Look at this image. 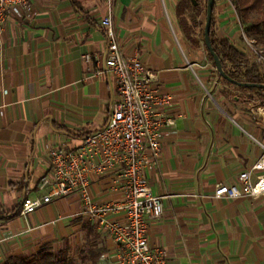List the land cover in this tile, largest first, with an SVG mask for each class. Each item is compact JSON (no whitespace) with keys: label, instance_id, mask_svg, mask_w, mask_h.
<instances>
[{"label":"crops","instance_id":"1","mask_svg":"<svg viewBox=\"0 0 264 264\" xmlns=\"http://www.w3.org/2000/svg\"><path fill=\"white\" fill-rule=\"evenodd\" d=\"M179 1L30 0L28 20L6 19L0 30V207L15 215L0 218V264L56 253L52 247L66 243L81 246L79 258L89 248L99 252L86 264H119L113 242L81 215L75 194L20 215L24 198L44 196L37 186L50 171L48 148H76L108 122L114 82L96 74L106 52L100 26L106 16L122 53L136 55L155 75L154 85L170 98L164 114L174 120L161 131L159 158L143 173L163 204L161 218L148 223V248L163 252L165 264H264V196L213 199L217 185L236 183L257 163L264 168V91L232 88L216 72L192 70L183 54ZM118 173L92 176L96 205L121 198Z\"/></svg>","mask_w":264,"mask_h":264},{"label":"built area","instance_id":"2","mask_svg":"<svg viewBox=\"0 0 264 264\" xmlns=\"http://www.w3.org/2000/svg\"><path fill=\"white\" fill-rule=\"evenodd\" d=\"M31 13L30 0H0V30L8 17L26 21ZM100 26L107 46L96 74H109L116 93L108 122L101 131L84 136L76 148H48L50 171L37 186L44 196L24 198L20 215H30L54 199L75 194L81 201V215L96 222L113 242L119 264H165V254L151 251L147 244L148 223L161 218L163 204L162 198L146 184L143 173L159 158L162 129L174 125V120L164 114L170 98L154 85L155 75L136 55L128 57L122 53L111 17L102 18ZM249 50L254 62H264L259 52L251 46ZM84 60L89 62L91 57L84 56ZM115 170L119 173L114 184L120 186L121 198L96 205L89 193L92 176ZM262 170V164L257 163L240 173L236 183L217 185L213 199L264 196V173H257ZM106 258L100 256L102 261Z\"/></svg>","mask_w":264,"mask_h":264},{"label":"trees","instance_id":"3","mask_svg":"<svg viewBox=\"0 0 264 264\" xmlns=\"http://www.w3.org/2000/svg\"><path fill=\"white\" fill-rule=\"evenodd\" d=\"M74 1L75 0H72V2ZM195 2L197 3L196 5H193L191 0H180L177 3L176 15L178 18L179 27L184 38L190 43L192 47H199L201 43L207 60L214 67L212 59L203 42V29L201 32V42L196 36L199 23L197 21V17L200 16L203 11L205 24L206 0H195ZM229 2L234 8L235 14L243 32H245L247 35L257 37L258 42L264 44V0H229ZM251 13H255L257 16L250 18ZM215 26L216 18L214 3L211 16L209 41L213 52L220 60L224 73L229 78L238 83L264 85V68H262L260 64L254 62L250 57L235 49L228 39L219 38L216 35ZM217 77L223 84L232 88L241 89L244 91H264L255 88H240L226 82L218 74ZM260 105L264 106V100H261ZM13 215H15V213H12L8 216V214H5L0 207V218H8L12 217ZM98 253L99 252L94 250V248H89L87 249V256H81L79 260L81 264H85L88 261L94 262L98 257ZM3 264H63V262L61 260L60 253L56 254L43 250L38 254L23 258L11 257Z\"/></svg>","mask_w":264,"mask_h":264},{"label":"rangeland","instance_id":"4","mask_svg":"<svg viewBox=\"0 0 264 264\" xmlns=\"http://www.w3.org/2000/svg\"><path fill=\"white\" fill-rule=\"evenodd\" d=\"M216 34L221 39H228L233 46H236L237 49L248 55L253 59L249 46L254 48L257 52L260 53L262 58H264V44L258 42L257 37L252 35H247L243 32L240 23L237 21L234 8L229 0H216ZM169 14V12H168ZM257 15L255 13L250 14V18H254ZM198 28L196 36L198 40L201 39V32L204 27V11L200 16L197 17ZM245 37V38H244ZM185 39V38H184ZM185 49L183 51L184 56L187 59V62L190 64L192 70L197 73H214L210 68V65H207L205 59V52L203 51L202 45L200 43L199 47H192L190 43L185 40ZM249 45V46H248ZM262 68H264V62L261 63ZM79 245L66 243L62 246L52 247L51 249L61 254V260L63 264H81L79 257L77 256ZM83 246L82 248H84ZM86 264V263H85Z\"/></svg>","mask_w":264,"mask_h":264},{"label":"water","instance_id":"5","mask_svg":"<svg viewBox=\"0 0 264 264\" xmlns=\"http://www.w3.org/2000/svg\"><path fill=\"white\" fill-rule=\"evenodd\" d=\"M193 2V5H196L197 3L195 2V0H191ZM215 0H206V9H205V24H204V28H203V42L204 45L212 59L214 68L217 72V74L224 79L226 82L240 87V88H255V89H260V90H264V85H255V84H245V83H238L234 80H232L231 78H229L225 73L224 70L222 68V65L220 63V60L218 59L217 55L213 52V49L210 45V41H209V33H210V26H211V16H212V10H213V6H214Z\"/></svg>","mask_w":264,"mask_h":264}]
</instances>
